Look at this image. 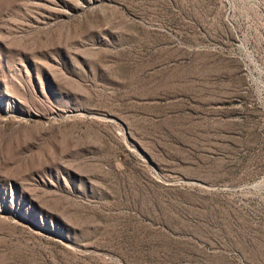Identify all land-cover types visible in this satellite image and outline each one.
Returning <instances> with one entry per match:
<instances>
[{
    "label": "rangeland",
    "instance_id": "rangeland-1",
    "mask_svg": "<svg viewBox=\"0 0 264 264\" xmlns=\"http://www.w3.org/2000/svg\"><path fill=\"white\" fill-rule=\"evenodd\" d=\"M0 264H264V0H0Z\"/></svg>",
    "mask_w": 264,
    "mask_h": 264
}]
</instances>
